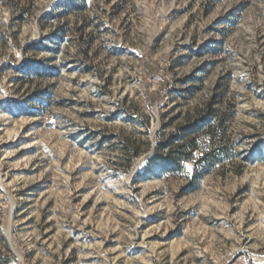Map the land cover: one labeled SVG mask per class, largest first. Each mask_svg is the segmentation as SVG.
<instances>
[{"label":"rangeland","instance_id":"rangeland-1","mask_svg":"<svg viewBox=\"0 0 264 264\" xmlns=\"http://www.w3.org/2000/svg\"><path fill=\"white\" fill-rule=\"evenodd\" d=\"M65 1L0 0V264H264V0ZM210 110L231 157L137 177Z\"/></svg>","mask_w":264,"mask_h":264},{"label":"trees","instance_id":"trees-1","mask_svg":"<svg viewBox=\"0 0 264 264\" xmlns=\"http://www.w3.org/2000/svg\"><path fill=\"white\" fill-rule=\"evenodd\" d=\"M78 3V0H76ZM74 0H66L64 2L65 8H76ZM83 6V5H82ZM63 27L58 30L61 31ZM216 114L211 110L208 114H202L191 119H187L177 127L175 133L168 136L158 134L153 151L147 159L146 166L142 171L137 172V177H142L146 173L153 171L154 166L164 172H173L178 169L184 168L187 162H191L194 173L188 180L189 186H194L198 182V178L205 172L212 170L220 161L231 157L233 153L232 145L229 140L224 136L223 126L225 123L224 116L214 119ZM211 121H214L213 123ZM220 128L221 131H220ZM223 130V131H222ZM207 136V141L204 146L199 144V137ZM149 147V142L146 143ZM125 149L129 152L134 151L132 147L125 144ZM138 148H135L133 153L138 154Z\"/></svg>","mask_w":264,"mask_h":264}]
</instances>
